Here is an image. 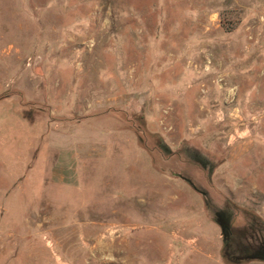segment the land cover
<instances>
[{
    "label": "rangeland",
    "instance_id": "rangeland-1",
    "mask_svg": "<svg viewBox=\"0 0 264 264\" xmlns=\"http://www.w3.org/2000/svg\"><path fill=\"white\" fill-rule=\"evenodd\" d=\"M249 1L0 0V264H264L215 218L264 220Z\"/></svg>",
    "mask_w": 264,
    "mask_h": 264
},
{
    "label": "flooded vegetation",
    "instance_id": "flooded-vegetation-1",
    "mask_svg": "<svg viewBox=\"0 0 264 264\" xmlns=\"http://www.w3.org/2000/svg\"><path fill=\"white\" fill-rule=\"evenodd\" d=\"M184 150H186L185 153L192 160V163L200 167V169H204L205 171H207L208 175L211 173L214 167V163L209 161L206 158V156H204L197 148L190 145L184 147ZM180 171L181 170L176 171L177 173H175L174 175L182 176L186 181H188L191 184L192 187H194V189L200 191L203 194H206L205 190L200 189L194 183V180L197 182L196 178L201 173H195L194 171H192V177H193L192 180L191 178L187 177L190 175L186 173L183 174ZM216 207L217 209H215V216H216L215 218L220 226L222 244L225 245L227 249L226 252L227 253L231 252V256L234 258H239V257L246 258L256 255L260 256L261 248L258 247L257 245L252 244L249 238H248V242L245 241L246 237L244 236L246 230L244 228H238L236 224H233L232 222L233 220L231 219V214H230L231 213L230 207L226 205L224 207H218V206ZM248 227L250 228L249 225ZM247 232L249 235H251V230Z\"/></svg>",
    "mask_w": 264,
    "mask_h": 264
},
{
    "label": "crops",
    "instance_id": "crops-1",
    "mask_svg": "<svg viewBox=\"0 0 264 264\" xmlns=\"http://www.w3.org/2000/svg\"><path fill=\"white\" fill-rule=\"evenodd\" d=\"M249 4L260 6L259 10H261L264 5V0H250ZM258 11L254 12L252 20H254L253 22L255 23H253V28L250 27V34L254 35L255 41L247 42L245 45V47L247 46V49L241 47L242 45L239 46L240 59L237 62V72L239 73L238 75H240V71L246 67V71L248 72V78L246 79H249V83L251 81V83L258 86L256 91L257 98L264 100V93H260V91L263 90L260 86H264V23L258 21ZM262 21H264V19ZM234 33H236V31H234ZM245 36L247 37V34H245ZM239 77L242 80L244 79L243 76ZM240 83L246 84V82L243 81H240Z\"/></svg>",
    "mask_w": 264,
    "mask_h": 264
},
{
    "label": "trees",
    "instance_id": "trees-1",
    "mask_svg": "<svg viewBox=\"0 0 264 264\" xmlns=\"http://www.w3.org/2000/svg\"><path fill=\"white\" fill-rule=\"evenodd\" d=\"M247 224L250 226V228L248 227ZM238 228H244L246 230L245 236H244V237H246L245 241L248 242V238H249L250 242H252V244L260 247L261 248V255L260 256H257V255L256 256H250V257H246V258H242V257L234 258L231 256V252H229V253L226 252L227 249H226L225 245L222 244L223 257L226 260H228V258L229 259L231 258V259H235L238 262H241L243 260H248V259L249 260H251V259H264V220H261L260 218L254 216L252 213H250L248 215V219L246 220V222L243 225H239ZM250 230H251V235H249L247 232ZM243 243H244V240H243Z\"/></svg>",
    "mask_w": 264,
    "mask_h": 264
},
{
    "label": "built area",
    "instance_id": "built-area-1",
    "mask_svg": "<svg viewBox=\"0 0 264 264\" xmlns=\"http://www.w3.org/2000/svg\"><path fill=\"white\" fill-rule=\"evenodd\" d=\"M261 17H262V19H264V15H262Z\"/></svg>",
    "mask_w": 264,
    "mask_h": 264
}]
</instances>
